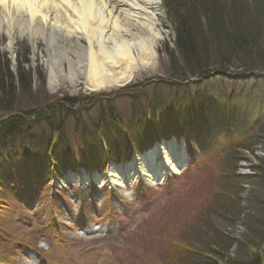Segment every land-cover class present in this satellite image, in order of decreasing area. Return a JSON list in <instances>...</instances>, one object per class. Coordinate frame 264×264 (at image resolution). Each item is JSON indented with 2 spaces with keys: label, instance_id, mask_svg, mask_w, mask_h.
Returning <instances> with one entry per match:
<instances>
[{
  "label": "rangeland",
  "instance_id": "obj_1",
  "mask_svg": "<svg viewBox=\"0 0 264 264\" xmlns=\"http://www.w3.org/2000/svg\"><path fill=\"white\" fill-rule=\"evenodd\" d=\"M170 1L161 0L163 17L158 18V29L163 37L159 41L155 67L139 70L129 83L105 90L92 91L81 81L77 87L60 85L50 89L45 43L39 39L38 48L34 51L31 37L18 34L15 48L11 51L7 46L6 30H0V119L14 116L21 119L22 113H31L30 120L25 119L35 123L32 130L40 134L41 128H46V123L39 124L40 115L69 111L82 123L98 127L106 125L107 132H110V126H115L114 118L129 119L131 115L127 109L136 104L139 111L136 114H141L142 118L146 116L145 128L149 137L143 138L142 134L138 137L142 143L145 142L144 145L149 146L156 138L153 136H159L160 128L170 132L168 128L172 126L171 129L180 135L181 131L175 125L183 124L185 133L188 129L191 136L196 131L204 136L188 147L189 152L195 151V154L188 153V166L178 177L155 181L154 185L147 182L138 186L132 184L126 192L105 190L101 194L93 193L91 197L93 185L85 184L81 187L83 196L75 186L62 188L61 192L57 191L58 195L54 189L61 188L55 186L53 180L50 183L51 180L47 179L42 184L41 178L33 175L26 182L19 175H14L10 190L4 192L2 186L0 189V204L6 202L5 209H0V264H191L189 262L193 260L202 262L196 257V250L204 251V248L210 247L220 251L232 243L231 239L226 240L235 233L231 232L232 223L224 221L231 220L240 206L241 192L237 183H243L237 175L252 177V163L258 160L257 156L264 158V150L259 145L261 148H254L252 153L245 155L246 159L239 163L235 174L231 172L238 152L244 146L245 149L255 147L257 141L248 142L253 133L246 135L245 132L256 124L264 112V77L249 78L248 74L255 71L246 72L243 67L234 64L240 65L241 59L250 65L251 62L253 65L261 61L264 64V0H230L233 13L250 11L249 14L257 18L254 19L257 23L251 17L249 19L260 27V32L251 25L238 29L234 25L230 31L237 36L245 34L248 40L254 41V48L247 56L223 57L224 62L234 58L230 60L232 66L224 71L228 76H196V81L189 77L191 70L184 76L179 75L182 64L175 44L177 32L167 10H171L176 23L181 22V26L184 23L186 28H192L197 34L203 30L208 36L222 37L228 32L217 28L220 25L218 19L221 22L220 12L197 5L208 0H194L193 4L197 3V6L193 7H188L186 0H174L171 4ZM219 1L226 3L229 0ZM235 21L232 20V25ZM177 29L184 31L181 27ZM223 46L212 48L213 57L217 60L218 52L232 51V47L223 49ZM222 54L225 55L224 52ZM215 71L218 70L215 68L209 72L213 74ZM8 88H13V94L3 90ZM242 91L241 107L235 102L223 105L224 101L220 98L225 99L226 95ZM186 95H192V99H186ZM117 96L121 107H115ZM193 100L197 103H192ZM107 101L112 102L115 109L124 110V115H111ZM208 103L213 104L212 109ZM154 106L168 107H161L163 109L155 114L156 118H151L154 114L150 109ZM232 112L236 113L234 121L239 120L244 131H239L238 125L230 128L228 119ZM196 114L203 123H196ZM206 120L211 122L205 123ZM217 120L222 122L218 124ZM21 130L22 133L29 132L26 128ZM67 132L73 133L65 144V150L73 151V146L79 144L76 129ZM9 148L14 149V145ZM103 157L98 154L102 165L97 166L106 170L108 162L106 159L103 161ZM85 165L80 159L78 171ZM10 181L7 179L8 184ZM35 197L37 200L34 202ZM104 224L114 225L113 233H106ZM86 227L97 229V232H92L90 236L81 233ZM235 231L237 235L248 232L240 224Z\"/></svg>",
  "mask_w": 264,
  "mask_h": 264
},
{
  "label": "bare ground",
  "instance_id": "obj_2",
  "mask_svg": "<svg viewBox=\"0 0 264 264\" xmlns=\"http://www.w3.org/2000/svg\"><path fill=\"white\" fill-rule=\"evenodd\" d=\"M162 13L161 0H0V30H6L11 51L18 34L31 37L34 51L39 39L45 43L50 89L77 87L81 81L98 91L129 83L139 70L155 67ZM185 155L163 146L134 155L124 174L111 170L110 186L163 181L169 171L186 167Z\"/></svg>",
  "mask_w": 264,
  "mask_h": 264
},
{
  "label": "trees",
  "instance_id": "obj_3",
  "mask_svg": "<svg viewBox=\"0 0 264 264\" xmlns=\"http://www.w3.org/2000/svg\"><path fill=\"white\" fill-rule=\"evenodd\" d=\"M174 1V0H171ZM171 1L169 2L171 4ZM188 1L187 5L188 7H193L196 4L194 3V0H186ZM232 1V0H231ZM236 0H234L235 2ZM166 2V1H165ZM197 2V1H196ZM230 0L226 1V3H222V1L219 0H208L201 3H198L197 5L199 7H205L207 9H210L211 11H218L220 12L219 16L221 18L218 19V29H222V31H227L228 33H223V36L216 35L215 37H211V35H206L203 30L199 31L200 34L195 33V31L192 28H186V26L183 23V26H181V22L176 23V20H173V17L171 16V10L168 11L169 18H171V23L175 26L176 34H177V40H176V46L177 51L181 57V70L179 72V75H186L190 70L192 71V77L194 78L198 76L199 78L207 77L211 74L209 72L211 69H217L218 71H226L228 68H230L231 61L234 58H231L224 62L223 57L224 56H230L233 57L241 56L243 55L247 56L249 55L253 48H254V41H250L247 39L245 34H240L239 36L233 35V33H230L232 31V27L235 25L236 29L241 26L243 28H247L248 26H253V29L257 30L258 32L261 31L260 27L257 25H254L251 23V20L254 21L255 15L249 14L250 11L242 10L240 12H232ZM167 6V4H165ZM196 5V6H197ZM211 5V6H210ZM170 6H173L170 5ZM195 6V8H196ZM168 8V6H167ZM166 8V9H167ZM181 8V7H179ZM174 10L176 9L173 8ZM213 9V10H212ZM180 11V10H179ZM176 13V12H175ZM227 14L231 18L227 17ZM221 15H223L221 17ZM252 18L251 20L249 18ZM232 20H236L235 23L232 25ZM258 22V21H257ZM256 22V23H257ZM248 25V26H246ZM234 26V27H235ZM177 27H181L184 31H181L177 29ZM255 27V28H254ZM179 32V33H178ZM197 35V36H195ZM226 40V41H224ZM220 45H224L223 49L225 47H232V51H223L225 53H217L216 56L218 57L217 60L214 58V53L212 51V48L217 46L220 49ZM228 49V48H227ZM213 59L211 62L210 60ZM251 61V60H249ZM214 62V63H213ZM242 63L234 64L236 66H239V68H242L246 72L251 71H264V64L261 62L247 64V61H243L241 59ZM213 63V64H211ZM260 63V64H259ZM173 67H176L173 65ZM258 68V69H257ZM184 72V73H182ZM209 72V73H208ZM186 77V76H185ZM197 77V78H198ZM186 79V78H185ZM30 80V79H29ZM6 91V93H12L13 94V88L3 89ZM206 94V93H205ZM207 95V94H206ZM244 95V91H242L239 94H233L232 96H225V99L220 98L224 101L223 105L225 103H236V105L242 104L240 101H242V96ZM220 97H223V94H220ZM188 100L192 99V95L185 97ZM210 98V97H209ZM119 98L115 99V102H117V105L115 107H119ZM240 99V100H239ZM9 100H6L9 102ZM113 102V100H112ZM112 102L109 103V109L113 110L115 113L118 111L115 110L114 106L112 105ZM192 103L196 104V101H192ZM210 105V108L212 109V103H208ZM134 106V105H133ZM65 107V106H64ZM164 107V106H163ZM222 107V106H220ZM157 108V106H154V108H151L152 111H154ZM136 111V110H135ZM69 112V111H68ZM56 112L51 113L50 115L42 116L40 115V121L41 123H46L44 126L47 128H41L40 134H36L32 132L29 133H22V128H26L31 132L32 126L35 124H32L31 121L26 120L25 118L29 119V116L31 113H22L21 119L20 116H14L10 117L8 119H0V170L1 172L4 170V166L8 165L9 163H13L10 165V170L15 169H22L25 167H28V162L30 160V157L33 155H36L37 157H44V160H50V162L53 160L55 155H65V144L67 141L71 139V133L73 132H67V131H74L76 129V139L79 141V144L77 145L78 150L81 151L83 149H91L90 147H84L80 144L83 143L85 146H92V149H96L100 144L102 143V140L98 137L100 136L101 132H105L104 128L98 127L97 125H87L82 123L78 118L72 117V114H67ZM139 112V111H138ZM201 115V113H200ZM136 116V118H135ZM49 119V121H48ZM146 116L141 114L133 113L132 120L134 122L145 120ZM30 120V119H29ZM37 121V120H36ZM48 121V122H47ZM51 122L55 123L54 126H51ZM114 122H117V120L114 118ZM145 122H142V124H145ZM69 126V127H68ZM178 130L181 131L180 134L184 133V126L182 125H175ZM30 127V128H28ZM68 127V128H66ZM73 128V129H70ZM172 127H170V132L172 133ZM176 133L175 131H173ZM264 122L258 126L257 132H255L252 135L251 140L257 141L256 143H259L263 150H264ZM34 143L33 145H36L33 147L29 146L28 144ZM13 144L14 149H10L9 146ZM72 146V145H70ZM259 146V145H258ZM257 146V147H258ZM21 149H20V148ZM24 147V148H23ZM256 147V145H255ZM252 147L250 149H244V151L238 152V157L235 160V166L232 168L231 172H234V174L237 172V164L240 161H244L246 159V154L249 152L252 153V150L255 148ZM75 146H73V149ZM67 154V153H66ZM256 154V153H255ZM257 156V155H256ZM66 158H69V155H65ZM77 157V156H76ZM257 161L251 162L252 165V172L253 176L249 178H241V181L243 184L240 186V194H239V202L240 206L238 207V210H235L237 212L235 215L232 216V219L229 221H224L227 224H231V232H235V228H237L238 224H240V227L242 229H246L248 232L246 234H243L242 232L237 234H233L228 236L226 240H232V243L227 247H222L220 251H216V249H210V247L204 248L202 251H197V256L199 257L200 261L202 262H196L192 261L189 262L191 264H264V158H261L257 156ZM31 167V166H30ZM206 220H209L206 218ZM210 221V220H209ZM234 222V223H233ZM194 230V229H193ZM224 246V245H223ZM236 248V251H234Z\"/></svg>",
  "mask_w": 264,
  "mask_h": 264
},
{
  "label": "water",
  "instance_id": "obj_4",
  "mask_svg": "<svg viewBox=\"0 0 264 264\" xmlns=\"http://www.w3.org/2000/svg\"><path fill=\"white\" fill-rule=\"evenodd\" d=\"M214 75H221V73H220V72H217V73H215Z\"/></svg>",
  "mask_w": 264,
  "mask_h": 264
},
{
  "label": "clouds",
  "instance_id": "obj_5",
  "mask_svg": "<svg viewBox=\"0 0 264 264\" xmlns=\"http://www.w3.org/2000/svg\"><path fill=\"white\" fill-rule=\"evenodd\" d=\"M41 246L43 247L44 245H43V244H41Z\"/></svg>",
  "mask_w": 264,
  "mask_h": 264
}]
</instances>
